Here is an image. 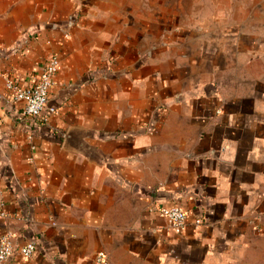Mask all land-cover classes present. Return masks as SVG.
Masks as SVG:
<instances>
[{"label": "crops", "instance_id": "0c3cea01", "mask_svg": "<svg viewBox=\"0 0 264 264\" xmlns=\"http://www.w3.org/2000/svg\"><path fill=\"white\" fill-rule=\"evenodd\" d=\"M257 1L0 0V264H264ZM51 54L32 121L5 82Z\"/></svg>", "mask_w": 264, "mask_h": 264}, {"label": "built area", "instance_id": "2783aa9c", "mask_svg": "<svg viewBox=\"0 0 264 264\" xmlns=\"http://www.w3.org/2000/svg\"><path fill=\"white\" fill-rule=\"evenodd\" d=\"M57 57L51 54L41 68L39 75L30 85H18L12 79H6V87L10 89V95L13 99L20 100L22 103V113L34 121L39 117V114L46 110L50 113L55 111V107L47 103V89L51 84L52 75L57 66ZM155 211L164 217L169 223L171 229L178 233L184 228L185 211L179 206L157 205L153 206ZM0 209V215H2ZM200 219L195 218L194 224L199 223ZM33 241L26 240L22 244H16L12 238V233L6 231L0 234V263L5 262L14 252L19 253L23 257L29 256L34 250ZM99 260H104L102 251L96 253Z\"/></svg>", "mask_w": 264, "mask_h": 264}, {"label": "rangeland", "instance_id": "374dc122", "mask_svg": "<svg viewBox=\"0 0 264 264\" xmlns=\"http://www.w3.org/2000/svg\"><path fill=\"white\" fill-rule=\"evenodd\" d=\"M263 1H264V0H263ZM259 2H260V0L257 1V3H259Z\"/></svg>", "mask_w": 264, "mask_h": 264}]
</instances>
